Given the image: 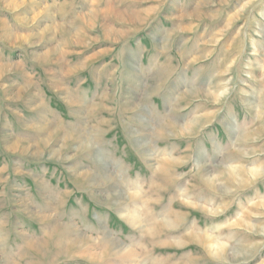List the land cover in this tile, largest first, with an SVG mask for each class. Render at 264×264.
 I'll use <instances>...</instances> for the list:
<instances>
[{"label": "rangeland", "instance_id": "374dc122", "mask_svg": "<svg viewBox=\"0 0 264 264\" xmlns=\"http://www.w3.org/2000/svg\"><path fill=\"white\" fill-rule=\"evenodd\" d=\"M0 28V264L264 260V0H0Z\"/></svg>", "mask_w": 264, "mask_h": 264}, {"label": "bare ground", "instance_id": "6f19581e", "mask_svg": "<svg viewBox=\"0 0 264 264\" xmlns=\"http://www.w3.org/2000/svg\"><path fill=\"white\" fill-rule=\"evenodd\" d=\"M97 14H95L94 15V17L96 16ZM134 16V15H133ZM89 18H93V16L91 15V16H89ZM128 18V17H127ZM132 18V17H131ZM134 18V17H133ZM131 20V19H130ZM132 21H133V19H132ZM51 55H59V52L57 51V49H52L51 50V53H50V56ZM47 58H49L48 56H47ZM5 68L6 67H1V70H5ZM73 71H75V69H73ZM4 72V71H3ZM3 73H2V71H1V74L0 75H2ZM29 85H25L24 87H21L18 91L19 92H17V95L18 96H14L13 98H7L9 101H15V100H18L19 99V97L20 96H22L23 94H25V93H29L30 92V90L32 89V87H33V84L32 83H28ZM56 91H59V89L58 88H56L55 89ZM8 96V95H7ZM28 106L30 107V106H32V105H30V104H28ZM35 106V105H34ZM40 106H35V107H31L33 110H36V111H39L40 110V108H39ZM56 133V132H55ZM19 145H20V143H16L15 145H12V146H9L8 147V149H7V151L8 152H10V153H12V154H14V152H16V149L19 147ZM87 146H89V144H87ZM43 147V146H42ZM29 148L30 147H28L27 148V150H29ZM32 152V151H31ZM36 154V153H35ZM30 156V155H29ZM32 156V155H31ZM38 156V155H37ZM36 156V157H37ZM82 175V174H81ZM84 178V177H83ZM258 207V206H257ZM260 207L262 208V209H264V203L263 202H261V204H260ZM35 218V217H34ZM45 218V217H44ZM39 220V219H38ZM214 239V238H213ZM198 240V239H197ZM199 241V240H198ZM212 243H214V242H212ZM210 244V243H209ZM211 245H213V246H211V247H213V248H211V250L213 249H218L219 247H217V245H215V244H211ZM221 249V248H220ZM253 251H255V250H253ZM218 252V251H217ZM220 252H222V249L220 250ZM260 264H264V260L260 263Z\"/></svg>", "mask_w": 264, "mask_h": 264}, {"label": "crops", "instance_id": "0c3cea01", "mask_svg": "<svg viewBox=\"0 0 264 264\" xmlns=\"http://www.w3.org/2000/svg\"><path fill=\"white\" fill-rule=\"evenodd\" d=\"M0 29H1V28H0ZM0 32H1V33H3V31H2V30H1ZM1 67H3V66H1V65H0V74H1V71H2V73H4V72H3V70H1ZM0 78H1V75H0ZM31 80H32V79L30 78V79H27L25 82H26V83H29V82H31V83H32V81H31ZM33 84H34V83H33ZM21 87H23V86H21ZM33 91H34V89H33ZM33 91H32V92H33ZM16 93H17V92H16ZM13 95H15V96H18L17 94H13ZM28 95H32V93H30V94H27L26 96H28ZM33 96H34V97H36V95H35V94H34ZM10 97H11V95H10ZM23 99H24V98H23ZM38 104H39V102H38ZM38 104H37V105H38Z\"/></svg>", "mask_w": 264, "mask_h": 264}]
</instances>
